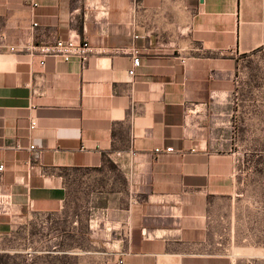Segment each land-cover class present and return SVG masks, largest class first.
<instances>
[{"label":"crops","instance_id":"1","mask_svg":"<svg viewBox=\"0 0 264 264\" xmlns=\"http://www.w3.org/2000/svg\"><path fill=\"white\" fill-rule=\"evenodd\" d=\"M37 1L0 0V249L45 234L87 263L237 264L212 227L237 196L228 96L264 51V0ZM69 39L94 47L85 66L27 48Z\"/></svg>","mask_w":264,"mask_h":264},{"label":"rangeland","instance_id":"2","mask_svg":"<svg viewBox=\"0 0 264 264\" xmlns=\"http://www.w3.org/2000/svg\"><path fill=\"white\" fill-rule=\"evenodd\" d=\"M228 98L238 159L237 196L222 204L212 238L237 264H264V51L244 61ZM85 207L84 201H74L73 209ZM68 245L63 240L55 248L45 234L36 239L20 236L14 248L1 245L0 264H101L87 263ZM94 252L102 257L107 251Z\"/></svg>","mask_w":264,"mask_h":264},{"label":"built area","instance_id":"3","mask_svg":"<svg viewBox=\"0 0 264 264\" xmlns=\"http://www.w3.org/2000/svg\"><path fill=\"white\" fill-rule=\"evenodd\" d=\"M29 5L32 10H36L39 7V3L37 0H28ZM94 9H97V5L93 6ZM105 15L109 13L108 9H104ZM38 23H34L32 25L33 29L38 27ZM10 51L14 52L16 47L9 46ZM28 50L33 55H40L44 58H52L60 63H70L73 61L79 62L82 66H85L89 61L90 57L95 52L94 47L87 40H77V39H69V40H57L51 44L44 45H29ZM125 53H128L133 57V68L130 70L129 74L131 76H135L136 69L141 66V52L137 48H133L130 50H125ZM46 61L42 59L41 66H45ZM37 127L36 121H32L30 125V129L34 130ZM37 150L36 146H31L30 151L35 152ZM174 151L173 148L166 149L167 153H172ZM160 149L156 150V154L161 153ZM35 158H39V154L35 153ZM4 171V166H0V173ZM15 203L13 196L10 193H0V215H11L14 212Z\"/></svg>","mask_w":264,"mask_h":264}]
</instances>
